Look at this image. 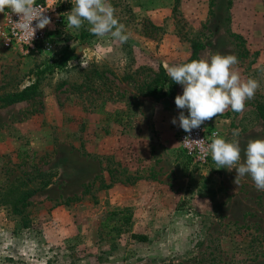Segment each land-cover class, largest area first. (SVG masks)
Here are the masks:
<instances>
[{
	"label": "rangeland",
	"instance_id": "rangeland-1",
	"mask_svg": "<svg viewBox=\"0 0 264 264\" xmlns=\"http://www.w3.org/2000/svg\"><path fill=\"white\" fill-rule=\"evenodd\" d=\"M54 2L62 22L50 49L0 39V95L40 78L38 96L0 107V264H264V191L249 176L236 185L235 169L211 157L188 160L175 98L138 90L159 66L183 64L193 40L203 44L198 59L236 55L241 78L260 87L242 113L209 121L227 141L240 130L243 160L249 140L264 139L255 110L264 101V0H110L125 43L82 39L86 21L67 26L74 0ZM64 49L75 57L57 66ZM40 172L51 183L20 205ZM120 209L132 214L122 231Z\"/></svg>",
	"mask_w": 264,
	"mask_h": 264
},
{
	"label": "clouds",
	"instance_id": "clouds-1",
	"mask_svg": "<svg viewBox=\"0 0 264 264\" xmlns=\"http://www.w3.org/2000/svg\"><path fill=\"white\" fill-rule=\"evenodd\" d=\"M10 9L19 19L16 27L30 42L36 29L50 25L51 20L36 5V0H0V13ZM37 23L33 27L32 22ZM68 27L79 29L86 21L90 25L88 31L97 37L109 35L121 43L128 41L130 34L125 25L120 23L115 15V9L110 0H74V6L67 16ZM239 63L234 54H215L210 59H194L178 65L165 64L167 75L177 84L183 86L182 94L175 97V105L181 109L178 126L190 133L198 129L205 121L223 114L229 108L236 113H242L245 102L253 99L259 82L254 78L242 79L234 68ZM81 67L87 68V63L81 60ZM187 109L188 115L184 114ZM171 123L177 124V118ZM239 129L233 130V140L227 141L218 133H213V139L206 149H201L206 157L209 153L217 169H235L234 183L249 176L258 191H264V139L249 140L241 158V149L236 139ZM200 140V139H197Z\"/></svg>",
	"mask_w": 264,
	"mask_h": 264
},
{
	"label": "trees",
	"instance_id": "trees-1",
	"mask_svg": "<svg viewBox=\"0 0 264 264\" xmlns=\"http://www.w3.org/2000/svg\"><path fill=\"white\" fill-rule=\"evenodd\" d=\"M89 35H93V34L86 31L80 33V37L82 39ZM202 48H203V44L201 42H196L193 40L191 42V54L184 63L190 62L191 60L194 59H198V52ZM74 57L75 54L73 51L64 49L60 53L59 57L56 59L55 64L57 66H64L67 64V62L70 59H73ZM89 72L93 78L95 77V79L102 78V72H99L96 69L90 70ZM123 79L124 80L131 79V76L125 75L123 76ZM39 81L40 78L37 77L36 80L24 86L20 90H16L0 95V107L8 106L21 101H27L38 96L40 94ZM176 85L177 83L172 81V79L167 75L165 69L162 66H159L152 80L147 85L139 86L138 90H140L143 96H151L156 100L162 98H175L177 96ZM255 110L259 118L264 121V101L257 102L255 105ZM187 158L188 160L191 161L189 157ZM38 176H39V183L36 188L29 190L26 187L24 188V190L21 191L22 193L19 201L21 202L20 205H24L25 200L28 199L33 193L37 192L40 189L46 188L51 183V175L49 173L40 172L38 173ZM10 189L14 191L15 188L11 186ZM13 210H15L18 213L19 204H14ZM113 213L119 214V217L116 218L117 221L120 222L118 229L120 231L126 230L125 227H127L131 222V216H132L131 212H129L127 209H120Z\"/></svg>",
	"mask_w": 264,
	"mask_h": 264
},
{
	"label": "built area",
	"instance_id": "built-area-1",
	"mask_svg": "<svg viewBox=\"0 0 264 264\" xmlns=\"http://www.w3.org/2000/svg\"><path fill=\"white\" fill-rule=\"evenodd\" d=\"M36 5L41 11L46 9L44 15L50 18V25L45 26L43 29H36L35 35L30 42V36L26 38L16 27L19 17L16 14H11L10 9H5L2 22L0 23V39L5 45L19 46L25 51H30L40 46L45 49H50L52 47L49 37L51 32L56 29V26L62 22L61 15L57 11L54 0H36ZM36 23V20L32 22L33 27H35ZM185 115H188V113H185ZM214 132L219 134L216 125L213 122L205 121L200 128L193 129L190 133L185 132L178 126L176 135L184 154L189 157L193 163L204 166L211 155L209 153L205 157L201 149L207 148L208 144L213 139L212 134Z\"/></svg>",
	"mask_w": 264,
	"mask_h": 264
},
{
	"label": "crops",
	"instance_id": "crops-1",
	"mask_svg": "<svg viewBox=\"0 0 264 264\" xmlns=\"http://www.w3.org/2000/svg\"><path fill=\"white\" fill-rule=\"evenodd\" d=\"M162 99H164V98H162ZM215 125H216V127H218V123H216V122H213ZM162 127V126H161ZM163 135V137H164V134H162Z\"/></svg>",
	"mask_w": 264,
	"mask_h": 264
}]
</instances>
